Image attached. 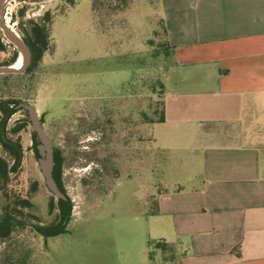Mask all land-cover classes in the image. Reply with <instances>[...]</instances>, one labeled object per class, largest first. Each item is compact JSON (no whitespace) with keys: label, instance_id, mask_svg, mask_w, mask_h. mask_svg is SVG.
<instances>
[{"label":"rangeland","instance_id":"1","mask_svg":"<svg viewBox=\"0 0 264 264\" xmlns=\"http://www.w3.org/2000/svg\"><path fill=\"white\" fill-rule=\"evenodd\" d=\"M158 4L157 0L5 4L2 14L19 35L29 20L50 15L48 48L30 72L33 83L27 88L19 80L5 85L0 80V100L20 98L42 115L45 132L61 151L60 181L71 210L64 233L47 237L36 232V225L46 226L53 219L48 211L51 193L34 151L37 141L32 142L28 124L15 133L8 131L22 147L12 183L30 205L17 216L24 225L0 238V264H149L150 242L171 241L164 237L166 220L151 214L158 209L157 197L179 187L191 189L199 179L194 155L148 122L162 108L170 65ZM9 50L0 51V62ZM24 116L22 109L10 114L6 129L20 126ZM153 253L152 264H180L182 258L180 254L163 263L171 251L156 248Z\"/></svg>","mask_w":264,"mask_h":264},{"label":"crops","instance_id":"2","mask_svg":"<svg viewBox=\"0 0 264 264\" xmlns=\"http://www.w3.org/2000/svg\"><path fill=\"white\" fill-rule=\"evenodd\" d=\"M157 1L170 65L155 125L199 179L159 193L164 237L180 264H264V0Z\"/></svg>","mask_w":264,"mask_h":264},{"label":"trees","instance_id":"3","mask_svg":"<svg viewBox=\"0 0 264 264\" xmlns=\"http://www.w3.org/2000/svg\"><path fill=\"white\" fill-rule=\"evenodd\" d=\"M22 17V13L20 14ZM41 21H28V26L21 30L22 37L29 46L31 51V61L26 70L22 73H8V74H0V80L5 84H7L10 80H19L23 86L27 88L34 81V76L30 75L33 68L36 66L38 61L41 59L44 51L48 48V39L49 32L47 22L50 21L49 13H45L44 18H40ZM162 24V23H161ZM163 35L165 37V45L169 48L168 41L165 36L164 27L162 25ZM4 37L0 31V51H5L7 47H10L8 55L4 58L0 65H8L13 64L17 58L18 53L16 49L10 43H4ZM163 87V86H162ZM163 89V88H162ZM162 93L163 90H162ZM20 98L7 97L0 100V238L6 239L9 237L10 233L13 231L15 227L23 226V222H21L17 216H19V206L25 205V200L21 199V196L18 192V189L13 186L12 180L14 177V172H17L18 166L21 160L22 147L20 144V140L17 138H13L9 136L8 131L15 133L20 127L27 125L26 116L23 117L22 124L17 127H13L10 130L6 129V120L10 114L18 109H22L18 106V103L22 102ZM164 100L162 97V108L156 118H149V123H160L164 121ZM31 140H37L35 133L30 129ZM34 151L38 155V151L36 145L34 146ZM53 168H52V176L55 182L58 184L60 189L62 190V186L60 183V168L62 165V157L61 151L58 147H54L53 150ZM8 160V161H7ZM10 160V161H9ZM35 183L31 186V191L35 189ZM28 205V204H27ZM60 216L64 218L59 227L47 226L39 228V231L44 233L46 236H54L58 233L65 232V226L69 221L70 210H71V202L68 200H60ZM156 206V202H155ZM52 208V206H50ZM158 212L157 207L151 211V214H156ZM55 222V221H54ZM53 222V223H54ZM150 245L152 247L151 250H148L147 256L149 259V263L152 264V260L154 258V251L156 248L162 249L168 248L172 254L170 256L165 257L163 263L171 262L180 257V247L177 242H167L164 239L158 241H151ZM176 251V252H175ZM175 252V253H174Z\"/></svg>","mask_w":264,"mask_h":264},{"label":"water","instance_id":"4","mask_svg":"<svg viewBox=\"0 0 264 264\" xmlns=\"http://www.w3.org/2000/svg\"><path fill=\"white\" fill-rule=\"evenodd\" d=\"M8 0H0V31L2 36L13 45L18 55L21 58V62L18 66L13 64L0 65V74L15 73L19 74L26 70L31 61V51L29 46L19 35L14 28L5 22L2 17V10ZM25 109L27 113V119L30 122V129L35 133L38 143V158L37 163L44 178L45 185L49 191L53 193L55 197H63L62 192L58 189L56 182L52 176L53 167V144L52 138L45 132L40 119L38 118L36 107L33 104L27 102H21L18 104Z\"/></svg>","mask_w":264,"mask_h":264},{"label":"flooded vegetation","instance_id":"5","mask_svg":"<svg viewBox=\"0 0 264 264\" xmlns=\"http://www.w3.org/2000/svg\"><path fill=\"white\" fill-rule=\"evenodd\" d=\"M5 20H6V22L7 23H9V21L5 18ZM29 66V65H28ZM23 102V101H22ZM21 103V102H20ZM19 104V103H18ZM20 108H22V110L25 112V116H26V118H27V113H26V111H25V109L23 108V107H21V106H19ZM19 110V109H18ZM15 112V111H14ZM38 114V113H37ZM38 118L40 119V121H41V123H42V126H43V117H42V115L41 114H39L38 115ZM27 124H28V126L30 127V122H29V120L27 119ZM44 128V127H43ZM37 138V137H36ZM37 141V143H38V139L36 140ZM52 144H53V141H52ZM54 144H53V150H54ZM36 148H37V144H36ZM38 151V150H37ZM54 165V164H53ZM53 168V167H52ZM43 180H44V178H43ZM55 181V180H54ZM60 183H61V181H60ZM44 184H45V182H44ZM36 185V184H35ZM34 185V186H35ZM56 185H57V187H58V189L62 192V194H63V197H55L54 195H53V193L51 192V191H49L48 189V191L51 193V199L48 201V211H49V213L50 214H52L53 213V219H52V221L51 222H49L48 224H46V226H44V225H36L35 226V230H36V232L37 233H39V234H41V235H43V236H46L44 233H42V232H40L39 231V228H42V227H47V226H56V227H59L60 225H61V222H62V220L64 219V218H61V216H60V206H59V201L60 200H68L69 202H70V199H69V197L65 194V192H64V189H63V187H62V190L60 189V187L58 186V184L56 183ZM46 186V185H45ZM61 186H62V184H61ZM47 188V187H46ZM21 199L22 200H25V205H20L19 206V210H22L23 208H26L28 205H30V202H29V199L27 198V197H21ZM54 199H56V201H54ZM28 204V205H27ZM50 206H52V208L50 207ZM55 221V222H54ZM54 222V223H53ZM68 223V222H67ZM62 233H64V232H62ZM59 234H61V233H58L57 235H59ZM48 237V236H47Z\"/></svg>","mask_w":264,"mask_h":264},{"label":"bare ground","instance_id":"6","mask_svg":"<svg viewBox=\"0 0 264 264\" xmlns=\"http://www.w3.org/2000/svg\"><path fill=\"white\" fill-rule=\"evenodd\" d=\"M2 17L4 18V16H3V14H2ZM5 19V18H4ZM5 22H6V20H5ZM7 23V22H6ZM7 24H9V23H7ZM10 25V24H9ZM11 26V25H10ZM12 27V26H11ZM13 28V27H12ZM21 62V58H20V56L18 55V58H17V60L14 62V66H18V64Z\"/></svg>","mask_w":264,"mask_h":264}]
</instances>
